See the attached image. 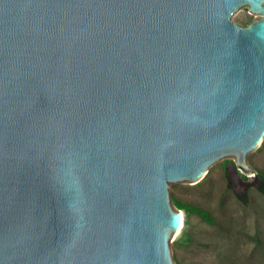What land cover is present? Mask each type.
Listing matches in <instances>:
<instances>
[{"label": "water", "instance_id": "95a60500", "mask_svg": "<svg viewBox=\"0 0 264 264\" xmlns=\"http://www.w3.org/2000/svg\"><path fill=\"white\" fill-rule=\"evenodd\" d=\"M263 140L264 0H0V264H174L170 184Z\"/></svg>", "mask_w": 264, "mask_h": 264}, {"label": "rangeland", "instance_id": "374dc122", "mask_svg": "<svg viewBox=\"0 0 264 264\" xmlns=\"http://www.w3.org/2000/svg\"><path fill=\"white\" fill-rule=\"evenodd\" d=\"M231 20L246 26L253 18L244 6ZM246 162L255 173L243 172L234 157H224L196 184H170V198L184 206L178 209L171 201L184 218L172 239L174 264H264V193L257 189L258 174L264 175V140L247 154ZM239 194L245 199H238ZM197 210L206 212L213 223Z\"/></svg>", "mask_w": 264, "mask_h": 264}, {"label": "trees", "instance_id": "16d2710c", "mask_svg": "<svg viewBox=\"0 0 264 264\" xmlns=\"http://www.w3.org/2000/svg\"><path fill=\"white\" fill-rule=\"evenodd\" d=\"M258 178H259V186H258V191H260L261 193H264V175L263 174H258ZM236 197L238 199H245V194H243L242 196L236 195ZM171 201L173 202V204L178 208V209H184V206H182V204H180L176 199L171 198ZM185 212L187 213V210H185ZM197 213L207 222V223H213L212 219L210 218V216L202 211V210H197Z\"/></svg>", "mask_w": 264, "mask_h": 264}, {"label": "bare ground", "instance_id": "6f19581e", "mask_svg": "<svg viewBox=\"0 0 264 264\" xmlns=\"http://www.w3.org/2000/svg\"><path fill=\"white\" fill-rule=\"evenodd\" d=\"M181 228V227H180Z\"/></svg>", "mask_w": 264, "mask_h": 264}]
</instances>
